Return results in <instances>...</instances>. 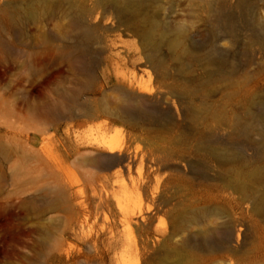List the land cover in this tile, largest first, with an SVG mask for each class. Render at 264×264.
<instances>
[{"label": "rangeland", "instance_id": "374dc122", "mask_svg": "<svg viewBox=\"0 0 264 264\" xmlns=\"http://www.w3.org/2000/svg\"><path fill=\"white\" fill-rule=\"evenodd\" d=\"M107 6L106 0H0V264H264V219L252 211L250 202L240 200L239 193L223 187L219 179L228 178V166L219 167L208 151L194 144L187 146L188 135L175 129L171 135L182 143L176 150L190 148V160L199 170L192 173L178 162L154 169L141 158L158 148V126L107 116L91 119L80 111L97 103L116 109L122 86L134 78L158 85L160 69L149 61L153 49L143 32L154 31V41L162 42L158 60L177 79L179 66L165 44L175 29L185 30L187 46L215 38L216 48L227 53L229 41L243 47L253 21L264 20V0H249L242 7L238 0H143L139 17L126 21L114 11L105 13ZM215 8L222 9L224 24L210 33ZM80 11L87 12V24L97 36L89 46V59L97 64L90 86L89 75L67 59L61 62L58 54V47L67 50L73 44L77 29L72 16ZM224 36L228 39L221 41ZM49 45L57 49L49 51ZM52 53L56 62L43 71ZM211 53L205 48L197 50V59L183 57L185 78L204 81L215 74L216 68L204 65ZM30 59L39 72L33 77L23 68ZM254 61L245 70L250 82L235 77L241 94L264 95V56L257 54ZM209 88L214 96L196 97L194 104L220 105L229 118L234 112L243 114L227 102L226 83L212 77ZM168 102L178 111L172 115L182 121L190 101L168 97ZM57 104L67 109L64 118L46 117L45 107ZM148 106L166 108L153 102ZM197 116L198 128L208 122L224 143H232L230 123L218 125L205 113ZM104 134L126 142L134 135L130 147L137 161L130 171L118 174L116 168L89 163L103 152L96 140ZM239 141L237 146H242L244 140ZM168 175L172 204L181 203L191 188L197 197H216L209 208L222 217L191 226L166 245L162 234H170L180 223L177 209L158 201V182ZM59 191L63 201H56ZM131 210L147 216L141 228L127 229L122 223L123 214ZM228 222L241 229L239 244L199 246L205 232ZM182 238L194 243L182 246Z\"/></svg>", "mask_w": 264, "mask_h": 264}, {"label": "bare ground", "instance_id": "6f19581e", "mask_svg": "<svg viewBox=\"0 0 264 264\" xmlns=\"http://www.w3.org/2000/svg\"><path fill=\"white\" fill-rule=\"evenodd\" d=\"M106 12L114 11L120 15L122 21H126V17H139L142 10L143 0H106ZM249 0H238V4L242 7ZM33 9V8H32ZM87 12L80 11L72 16V22L77 29L76 36L72 39L73 44L66 47H58V54L61 56V62L65 59L74 64L75 67L85 74L89 75L87 86H90L93 79L95 60L89 59V46L97 41L95 30L87 24ZM91 14V13H90ZM35 12L30 13L29 17L33 18ZM215 19L210 25L209 32H214L218 27L224 24V13L221 8L214 9ZM12 16V15H11ZM14 18V17H13ZM12 19V18H11ZM146 22L149 19H145ZM12 22V21H11ZM15 23V22H14ZM173 38L167 37L165 44L168 46L172 56L177 61L179 76L176 79L171 76L167 68L158 60V50L162 42L154 41V31L143 32L142 37L153 49V56L149 61L160 69V80L157 86L139 81L134 78L128 85L122 86L120 90L121 103L116 109L103 107L98 103L90 108H80L82 115L91 119H99L101 117H115L120 121L139 124L140 122H149L152 126H158L159 141L158 148L146 152L141 162H149L156 169L158 167H166L167 164L178 162L190 172H197L198 166L190 160V148L186 147L176 150V145L182 144L181 140L171 135L175 129L181 130L182 134L188 135L185 139L189 144H194L197 150L208 151L214 162L219 166H228V178L219 179L224 188L233 189L239 193L243 202H250L252 211L264 219V95H256L252 93H240L241 82L235 80L238 75L243 76V82H250L251 78L246 73L249 65L255 64L254 58L258 54L264 56V20L257 19L252 23V34L245 40L243 47L238 46L233 41L230 42L229 51L224 53L216 48L217 40L206 39L201 44L187 46L185 30L182 28L175 29ZM168 35V34H167ZM228 39V36H224ZM47 42V41H46ZM48 44V42H47ZM53 46V45H52ZM49 45V51L56 48ZM210 48L211 54L204 60V65L208 68H216L215 74H208L205 80L186 79L184 73L187 68L184 66L183 57L197 59V50ZM257 48L258 51L255 49ZM259 48V49H258ZM57 52V50H56ZM55 52V53H56ZM239 54L242 60L236 57ZM46 58L43 71L49 70L56 62L53 53ZM60 61V60H57ZM79 65V67H78ZM31 77L39 74L37 66L32 65L31 59L23 66ZM46 69V70H45ZM212 77H217V82L226 83L230 92L226 93L227 102H233L244 112L243 114L234 112L231 118L227 117L225 110L220 105H196L194 99L196 97L211 98L214 93L210 90L209 85ZM34 84L33 82H31ZM227 88V87H226ZM168 97L176 98L179 101L188 99V104L183 109L184 119L179 121L172 115L175 106L168 102ZM240 97L239 100L236 98ZM158 103V105H166L165 111L159 106L156 108L148 106L149 103ZM235 102V103H234ZM9 107V106H8ZM12 109V108H11ZM45 115L50 118H64L67 109H63L60 104L56 106H46ZM205 113L210 115L212 121L218 125H227L232 129L230 137L231 144L224 143L217 135L216 129H212L210 125L205 123L198 128L197 114ZM164 130V132H163ZM168 130V132H167ZM167 132V133H166ZM258 137L256 139L255 137ZM134 135H131L129 141L118 137H109L104 134L96 140V145L101 152L98 156L90 160L89 163L98 166L101 169L116 168L118 174L130 171L136 164L137 154L131 151L130 143L133 141ZM244 140L237 146L239 140ZM183 142V141H182ZM252 153L251 157L246 154ZM171 176L168 175L166 180L161 184L158 182V201L160 205L177 209L176 216L180 220L177 228L170 234H162V241H173L178 234H183L191 226L202 225L212 218H221V213L216 210H210L209 204L216 202V197L211 198L208 195L197 197L189 188L186 196L179 204H172L174 200L171 189L173 188L170 181ZM219 187V186H218ZM151 189V186L149 187ZM56 201H63L62 192L56 193ZM147 216L142 211H127L123 214L122 223L130 229L132 226L142 227ZM241 237V229L237 226L233 227L232 223H224L219 228H211L205 232L199 246L209 249L219 248L220 246L234 247L239 244ZM191 238H182V246H191L193 244ZM148 246H144L143 250H148ZM149 251V250H148ZM176 251V249L174 250Z\"/></svg>", "mask_w": 264, "mask_h": 264}]
</instances>
